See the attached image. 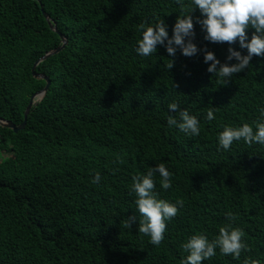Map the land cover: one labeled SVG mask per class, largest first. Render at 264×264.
Instances as JSON below:
<instances>
[{"label": "trees", "instance_id": "obj_1", "mask_svg": "<svg viewBox=\"0 0 264 264\" xmlns=\"http://www.w3.org/2000/svg\"><path fill=\"white\" fill-rule=\"evenodd\" d=\"M42 5L68 43L37 66L51 84L25 128L0 124V264H181L191 236L211 241L228 223L244 231L251 250L237 260L217 248L203 264H264V145L240 140L225 151L218 142L224 126L255 130L262 119L264 57L221 82L207 71L213 62L204 63V49L220 61L217 69L239 63L228 59L229 48L247 49L238 40H204L199 24L192 57L179 47L170 57L167 40L150 56L137 54L142 23L164 20L172 37L176 0H0V119L16 126L47 84L34 77V64L63 45ZM172 102L198 118L199 136L169 127V115L178 119ZM160 163L173 174L172 187L164 190L156 173L155 192L183 205L157 247L138 233L131 186Z\"/></svg>", "mask_w": 264, "mask_h": 264}, {"label": "clouds", "instance_id": "obj_2", "mask_svg": "<svg viewBox=\"0 0 264 264\" xmlns=\"http://www.w3.org/2000/svg\"><path fill=\"white\" fill-rule=\"evenodd\" d=\"M176 3L179 5L180 14L173 26L172 37L169 39L168 25L164 20H159L154 26H145L142 23L139 26L142 38L137 42V54L150 56L157 52L158 44L165 45L167 40L165 47L170 57L176 56L177 47L182 49V55L192 57L200 50L193 43V38L196 36L195 25L199 24L205 33L204 40L228 44H235L238 40L240 47L247 49V55H242L241 52L229 48L231 55L228 59L235 58L239 63L224 64L219 69L217 65L220 61L216 55L204 49V63L213 62L207 71L219 77L221 82L249 68L253 56L264 57V0H188L187 3L185 0H176ZM197 10L200 15L194 18ZM249 29H254L251 39L248 36ZM174 66V59L172 63L166 65L169 70ZM168 108L178 115V119L173 115L167 117L169 127L176 126L190 136L200 135V121L196 116L190 115L187 110H181L179 104L175 102L169 103ZM214 112L215 109H209L206 119L214 120ZM260 113L262 119L253 122L255 130L248 123L240 127L224 126L223 131L218 134L220 148L225 151L230 150L233 143L240 140L250 146L253 143L264 145V108L260 109ZM156 173H159L161 177V187L164 190L170 189L173 174L164 163L150 168L146 175L135 176L131 188L137 197L135 204L141 217L138 233L150 237L149 242L159 247L165 239L167 222L177 216L178 205L182 206L183 200L171 203L159 198V194L155 192L156 183L153 179ZM100 180V173H96L92 183L99 184ZM227 216L230 220L235 219L232 213H228ZM135 220V216L129 217L124 221V226L131 228ZM244 236V231L239 227H233L231 223L220 227L219 234L211 241L204 234L193 235L181 245L188 253L181 260V264H203V261L210 260L216 255L217 248L222 255H230L239 260L242 252L251 250L243 240ZM244 264H261V262L246 258Z\"/></svg>", "mask_w": 264, "mask_h": 264}, {"label": "water", "instance_id": "obj_3", "mask_svg": "<svg viewBox=\"0 0 264 264\" xmlns=\"http://www.w3.org/2000/svg\"><path fill=\"white\" fill-rule=\"evenodd\" d=\"M37 1H40V0H37ZM41 9H42V12H43L45 18L47 19L48 23L50 24L51 29L54 30L56 33H58L60 35L61 39L63 40V45L61 47H58V48L50 51L49 53H47L46 55H44L43 57H41L39 60H37V62L34 64L33 69H32L34 77L35 78H38V79H44V80H46L47 84H46V86H45V88L43 90L39 91L38 93H36L35 95L32 96V98H31V100L29 102V105L27 106L26 111H25L24 122L20 126H16L12 122H7L5 120L0 119V124L1 125H3L4 127L11 128L15 132H17V131L22 130V129L25 128V126L27 124L28 115H29V113H30L33 105L35 104V102L37 100H41L45 96V94L47 93V91L49 90V87H50L51 82H50V80H49L48 77H45L44 75H40V74H38L36 72L37 66L42 61H45L49 57L58 54L60 51H62L66 47V45L68 43L67 42V39L65 38V36L58 30L57 26L52 23L50 16L44 11L43 5L41 6Z\"/></svg>", "mask_w": 264, "mask_h": 264}]
</instances>
